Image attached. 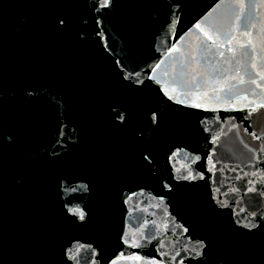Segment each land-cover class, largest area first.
<instances>
[{
	"label": "water",
	"instance_id": "1",
	"mask_svg": "<svg viewBox=\"0 0 264 264\" xmlns=\"http://www.w3.org/2000/svg\"><path fill=\"white\" fill-rule=\"evenodd\" d=\"M0 264H264V0H0Z\"/></svg>",
	"mask_w": 264,
	"mask_h": 264
}]
</instances>
